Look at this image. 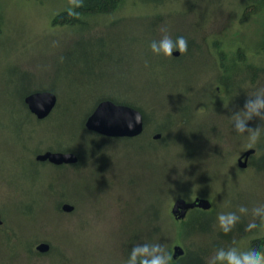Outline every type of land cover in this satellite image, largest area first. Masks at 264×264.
Masks as SVG:
<instances>
[{
  "label": "rangeland",
  "instance_id": "obj_1",
  "mask_svg": "<svg viewBox=\"0 0 264 264\" xmlns=\"http://www.w3.org/2000/svg\"><path fill=\"white\" fill-rule=\"evenodd\" d=\"M238 1L168 0L158 10L130 8L96 18L95 28L88 19L93 29L78 32L52 25L51 17L70 0H0V264H125L132 239L145 241L144 223L160 210L163 234L154 242L168 253L171 248L169 254L175 245L197 255L207 251V264L217 250L214 242L226 244L218 239L219 213L239 214L249 204L236 225L248 228V218L257 215L262 226L255 237L264 236V214L252 206L264 200V171L239 168L238 159L253 146L247 134L234 132L231 120L247 96L264 89V81H247L242 93L234 90L226 100L217 90L221 72L210 49L221 37L255 44L262 35L255 19L239 23ZM165 30L173 39H187L183 57L151 53L150 42ZM50 84L58 108L38 123L23 95ZM105 95L146 109L151 123L141 139L103 138L81 128ZM258 126L263 144L264 122H249ZM158 127L164 132L152 142ZM49 148L87 155L83 168L77 173L70 165L36 162L34 154ZM61 198L71 201L65 203L73 212L56 209ZM196 198L213 203L206 216L217 232L212 246L208 233L176 238L183 227L177 234L171 209L176 200ZM40 242L49 243L51 252L30 253Z\"/></svg>",
  "mask_w": 264,
  "mask_h": 264
},
{
  "label": "trees",
  "instance_id": "obj_2",
  "mask_svg": "<svg viewBox=\"0 0 264 264\" xmlns=\"http://www.w3.org/2000/svg\"><path fill=\"white\" fill-rule=\"evenodd\" d=\"M167 2H168V0H83L82 5L78 8L74 7L72 5V3L70 2V4H67V7H64L61 10H59L58 12H56L51 17L52 18L51 20H52L53 27H56V28H58V27L59 28H65V29L68 28L69 30H73V31L75 30L78 32L82 31L84 29L88 31L89 29H93V27L95 28L99 24V21H96L97 20L96 18L119 16V15L123 14V12H125L126 10H128L130 8H132L131 10L140 8V9H152L154 11V10H158L160 8H164L166 6L165 4ZM176 2H178V1H176ZM236 7H237L238 11L241 12V15L239 17V23H241L243 26H246V23L255 19V22L262 29V35L259 37L257 42H255V44H254V40H251V42L253 43V44H251V42L246 43L245 38L241 41V40H235L238 37L229 39V37L227 35L226 36L228 38H222L221 37V39H217V40L213 41V44L211 45L210 49L212 51L213 58L218 61V63H216L215 65L218 68V71L221 72L220 76H219V78H220L219 82H222L217 86V90H219V95H221V97H223V98H226V100L229 97H231V95L234 93V90L237 91V89H239V91L242 93L245 89L247 81H250V83L252 85H254L255 83L264 81V0H239ZM70 12L72 14H70ZM160 18H162V17L154 18L152 27L155 28L154 29L155 33L157 31L156 29L159 28L158 20ZM88 19H92L91 25L93 27L88 26V23H87ZM2 23H3V19H2V15L0 13V25H2ZM177 36H182V35L176 34L175 37H177ZM175 37H174V39H175ZM208 37L209 36L203 37L204 41H206V39ZM189 40H191V41H193V43H195L197 38L192 37ZM195 46L197 47V49L201 50L200 44L195 45ZM248 52H252L253 55H251V56L248 55ZM183 56H184V53L181 54V57H183ZM38 91H51V92L56 94L55 85H52V84H50V86H44V87H40L39 89L30 91V92H26L23 95V104L25 105L28 113L32 117H33V115L29 111L24 100H25L26 96H28L29 94H32V93L38 92ZM106 100L112 101L116 104L127 105V106H130V107H133V108L140 110L142 112V114L144 115L145 130H144V133L141 136H139V138L137 137L135 139L136 140L141 139L142 136L144 134H146V131H147L146 128L151 123V120L147 114L146 109H144L143 106L140 105L138 102H135V101L129 100V99L128 100H119L116 97L111 96V95L110 96L105 95L104 97L100 98L96 102L94 107L88 112L86 118L83 121V126L81 127L86 133L94 134L95 136H99L93 132L88 131L85 127V122H86L87 118L93 113L95 108L101 102L106 101ZM221 103L222 102H220V101H219V103L216 102V104H219V105H221ZM57 108L58 107H56V110H57ZM54 113H55V110L49 118H47L46 120H43V121L49 120L53 116ZM181 118L183 119V121H187V116H182ZM34 119L38 123H43V121L38 120L35 116H34ZM157 129H158V131H156V132H158V134H160L162 136L164 129L160 128V127H158ZM166 129H167V125H166ZM100 137H102V136H100ZM103 138H105V137H103ZM263 138H264V136H263ZM150 139L152 142H155L153 139V136H151ZM262 142H263V140H262ZM257 144H258L257 146H253V148H251V149L256 150V153L250 157L248 165L252 166L253 168H255L259 171H264V143L261 144L260 142H258ZM46 151L64 152V153L72 152V153L77 154V156L79 158V162L76 165L71 166V167H74L75 170H77V173L83 168L84 163H85V157H87V155H82L80 153H77L76 151H72L69 149L68 150H65V149L54 150V149L49 148ZM41 153H44V152H39V153H36L34 155L37 156ZM90 153H91V151H90ZM88 155H90V154H88ZM35 159H36V157H35ZM36 162H38V161H36ZM57 168H62V167H57ZM65 202H71V201L66 200L64 198H61L58 201V203L56 204V209L59 212H62V206L64 204H66ZM165 206L163 208H165ZM163 208H162V210H163ZM212 210H213V207L210 211H204L201 209L190 210L188 212L186 219H184V220H176L173 217L172 213H170L171 216L174 218L173 224L177 228V234L179 232V229H178L179 225H180V227H183L182 231H180V233L177 235L176 238L177 239L179 238V239L184 241L185 239L193 237L195 234L207 235L206 233H208L209 238H206V239L210 243L207 242L206 244L211 245V242L214 238V235L217 232L216 231L213 232V224L210 220L206 219V216L209 213H211ZM195 211H197L198 213H196ZM161 213H162L161 210L155 211L153 213V216L150 217V219L144 223L145 228H149V230L146 233V238H145V241H143V243H145V242L155 243L154 237L158 236V235L161 236L163 234V231L161 230V227H160ZM171 216H168V217L170 218ZM261 226H262V223L260 225L259 220H258L257 223L252 224L248 228H245L244 226L235 225L234 228L232 229V231L229 232L228 234H225L223 232H219V233H217L218 239L219 240L221 239V241H225L226 244L224 246H221V243H219V241H215L214 242V248H217V249L226 248L234 239L242 241L243 239L249 238L250 243L255 244L261 251H264V236L263 237H258V236L255 237L257 235V233H259L261 231ZM238 227L240 229H242V232L240 234L238 232L239 231ZM11 237L12 236L7 234L5 236V243L6 242L10 243L12 241ZM133 242H134V244H132V245H135L134 239H132V243ZM40 243H42V242H40ZM5 247L7 249L9 246L6 245V246H4V248ZM31 248L28 249L30 253H32V254L36 253L38 255H42L36 251V247H35V251H34V249H31ZM186 248H187V250L184 249L186 253L183 256H181L180 258H177L176 260L173 259V253L169 254L171 252V248H169L168 254L171 256L170 264H182V260L189 258V257H191L190 258L191 261H189V264H207L205 262V259H204L206 256L205 252H207V251H204L203 253H201V254L199 253V255H197V254H192L193 252L190 250L189 247H186ZM51 250H50V252H51ZM47 254H45V255H47ZM228 264H232V262L230 261Z\"/></svg>",
  "mask_w": 264,
  "mask_h": 264
},
{
  "label": "clouds",
  "instance_id": "obj_3",
  "mask_svg": "<svg viewBox=\"0 0 264 264\" xmlns=\"http://www.w3.org/2000/svg\"><path fill=\"white\" fill-rule=\"evenodd\" d=\"M74 7H80L83 0H70ZM70 14H72L70 12ZM150 51L155 56H163L171 58L173 52L177 51L181 54L188 50V41L184 36H177L173 39L170 35L165 34L159 40H152L149 44ZM264 122V89L256 91L253 95L247 96L242 108L233 113L231 120L234 132L238 136L247 134L248 146H254L261 136V128L255 129L249 127V122L253 119ZM142 116L136 113L128 121V127L133 128L140 124ZM254 209L264 214V200H256L252 205ZM249 204L245 203L237 212L219 213L217 215V224L219 229L228 234L232 231L236 223L240 219V215L244 214ZM260 219L257 215L248 218L249 225L257 223ZM171 256L166 251L164 245L160 243H138L131 247L125 264H170ZM264 264V251H261L255 244L233 240L226 248H219L215 255L208 261V264Z\"/></svg>",
  "mask_w": 264,
  "mask_h": 264
},
{
  "label": "water",
  "instance_id": "obj_4",
  "mask_svg": "<svg viewBox=\"0 0 264 264\" xmlns=\"http://www.w3.org/2000/svg\"><path fill=\"white\" fill-rule=\"evenodd\" d=\"M180 53L173 52L174 57H179ZM25 104L29 111L38 120L43 121L51 116L58 104V97L51 91H38L29 94L25 98ZM136 113L142 116L141 123L133 128L128 127V121ZM85 127L88 131L93 132L99 136L105 138H137L144 133L145 130V119L142 112L136 108L116 104L112 101L101 102L93 111V113L87 118ZM161 138L158 134L154 137L155 140ZM256 153V150H247L239 159L238 166L240 169H246L248 167L249 159ZM38 162H48L54 166L63 165H75L79 162L77 154L72 152H52L47 151L36 156ZM213 207V203L209 199L196 198L192 202H188L185 199L177 200L172 209L171 213L176 220L186 219L188 212L194 209H201L204 211H210ZM74 206L66 203L62 206V211L71 213L74 211ZM2 223L0 215V225ZM51 250V245L45 242L40 243L36 246V251L40 254H47ZM185 250L180 245L173 247V259L183 256Z\"/></svg>",
  "mask_w": 264,
  "mask_h": 264
},
{
  "label": "flooded vegetation",
  "instance_id": "obj_5",
  "mask_svg": "<svg viewBox=\"0 0 264 264\" xmlns=\"http://www.w3.org/2000/svg\"><path fill=\"white\" fill-rule=\"evenodd\" d=\"M155 135L153 136V139H154ZM162 137V136H161ZM161 139V138H160ZM159 140V139H158ZM76 165V164H75ZM65 166V165H63ZM63 166H58V167H63ZM70 166H74V165H70ZM194 210H199V209H194ZM186 253V252H185ZM180 258V257H179Z\"/></svg>",
  "mask_w": 264,
  "mask_h": 264
}]
</instances>
